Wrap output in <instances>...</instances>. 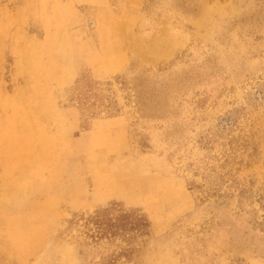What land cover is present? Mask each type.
I'll return each mask as SVG.
<instances>
[{"label":"rangeland","instance_id":"374dc122","mask_svg":"<svg viewBox=\"0 0 264 264\" xmlns=\"http://www.w3.org/2000/svg\"><path fill=\"white\" fill-rule=\"evenodd\" d=\"M0 264H264V0H0Z\"/></svg>","mask_w":264,"mask_h":264},{"label":"trees","instance_id":"16d2710c","mask_svg":"<svg viewBox=\"0 0 264 264\" xmlns=\"http://www.w3.org/2000/svg\"><path fill=\"white\" fill-rule=\"evenodd\" d=\"M93 224V232L100 236H109L117 232L124 236L131 233H144L147 220L134 211H122L116 207L105 208L95 212L89 218Z\"/></svg>","mask_w":264,"mask_h":264},{"label":"bare ground","instance_id":"6f19581e","mask_svg":"<svg viewBox=\"0 0 264 264\" xmlns=\"http://www.w3.org/2000/svg\"><path fill=\"white\" fill-rule=\"evenodd\" d=\"M21 131V135H25L26 134V131L23 129L20 130ZM2 171V170H1ZM8 171L7 170H4V173H7ZM2 174V173H1Z\"/></svg>","mask_w":264,"mask_h":264}]
</instances>
